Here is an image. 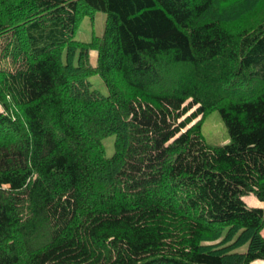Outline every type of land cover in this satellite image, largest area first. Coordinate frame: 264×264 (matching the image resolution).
I'll use <instances>...</instances> for the list:
<instances>
[{
  "label": "trees",
  "instance_id": "16d2710c",
  "mask_svg": "<svg viewBox=\"0 0 264 264\" xmlns=\"http://www.w3.org/2000/svg\"><path fill=\"white\" fill-rule=\"evenodd\" d=\"M96 12L104 34L77 41ZM251 195L264 0H0V264L264 263Z\"/></svg>",
  "mask_w": 264,
  "mask_h": 264
},
{
  "label": "rangeland",
  "instance_id": "374dc122",
  "mask_svg": "<svg viewBox=\"0 0 264 264\" xmlns=\"http://www.w3.org/2000/svg\"><path fill=\"white\" fill-rule=\"evenodd\" d=\"M106 23L107 17L102 12H96L92 16H85L76 32L75 39L79 42L86 43L94 41L95 38L101 37L104 34ZM97 56V52L92 50L90 58L93 66L97 65ZM89 80L91 81L93 89L107 94V87L100 76H91ZM202 134L205 141L212 146H223L230 141L228 130L218 111L211 112L205 117L202 123ZM114 140V136H109L103 141L107 157H111L115 152ZM244 200L251 207L264 209V202L252 195L245 197ZM262 234L264 236V230ZM260 264L264 263L261 262Z\"/></svg>",
  "mask_w": 264,
  "mask_h": 264
}]
</instances>
